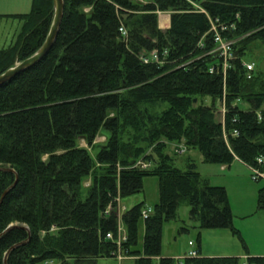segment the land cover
<instances>
[{
	"label": "trees",
	"instance_id": "1",
	"mask_svg": "<svg viewBox=\"0 0 264 264\" xmlns=\"http://www.w3.org/2000/svg\"><path fill=\"white\" fill-rule=\"evenodd\" d=\"M64 4L49 53L0 86V167L13 169L0 168V200L17 180L0 204V264H85L115 257L117 245L106 234L117 231V215L103 211L118 195L123 200L142 192L150 175L159 178V201L145 220L144 201L123 213V246L138 256L124 264H155L153 257L162 256L163 225L184 200L200 231L229 228L246 247L226 187L202 177L191 157L178 167L184 153L172 155L168 146L197 150L207 163L230 165L238 158L258 166L264 156V69L256 67L248 78L244 62L252 60L253 41L264 44V0ZM159 12L171 14L169 28H160ZM54 13L53 0H33L29 12L10 15L21 21V30L0 49V74L42 46ZM213 24L235 40L226 74L223 58L213 52ZM154 49L161 62L145 63L141 56ZM220 106L224 121L217 119ZM101 132L106 140L95 143ZM82 138L97 147L94 157L80 146ZM139 158L151 167L134 166ZM88 178L92 183L85 187ZM257 203L264 210V186ZM160 264L175 261L161 257ZM185 264L243 261L200 255ZM247 264H264V257H248Z\"/></svg>",
	"mask_w": 264,
	"mask_h": 264
},
{
	"label": "rangeland",
	"instance_id": "2",
	"mask_svg": "<svg viewBox=\"0 0 264 264\" xmlns=\"http://www.w3.org/2000/svg\"><path fill=\"white\" fill-rule=\"evenodd\" d=\"M141 1V0H139ZM143 2V1H142ZM88 9V8H87ZM168 24V23H167ZM21 30V21L15 18H0V49L8 47L17 38ZM250 54L252 60H247L248 62L255 63V68L260 67L264 69V44L261 41H253L250 44ZM249 58V57H248ZM254 59V60H253ZM205 102L207 105L211 104L210 98H206ZM243 108H249L247 103H242ZM223 106L217 111V119H223ZM106 140V133L101 132L99 136L95 139V143L104 142ZM80 146L86 147L89 149L93 157L97 152V147H89L87 141L82 138L80 140ZM179 147L174 143H170L168 146V152L172 155L174 150H177ZM187 157H191L198 165V170L201 173L202 177L207 178L210 183L213 185L221 184L224 181V177L228 175L229 170L221 171L219 165L214 163H207L204 161L203 155L197 150H191L183 155L179 156V159L176 160V165L180 168L185 167V161ZM178 158V157H177ZM238 159V158H237ZM142 158H139L138 161H141ZM135 163V164H136ZM229 174H231L229 172ZM250 181L245 182L244 179H239L237 186L229 184V200L232 207V210L235 213L247 214V217L241 219H235L236 227L242 229L245 236L257 247L264 246V210L258 208V190L260 187L264 186V179L254 180L252 177V171L248 172ZM231 177L229 180L231 181ZM92 180L88 178L84 181V186L91 185ZM231 183V182H230ZM89 185V186H90ZM143 191L136 193L122 200V205L126 209L131 208L136 203L144 201V206L154 207L155 204L159 201V178L158 176H146L143 180ZM199 221L194 220L190 216V205L187 200L182 201L179 204L177 209L176 217L170 221H166L163 225V242H162V254L172 256L174 261L178 257H185L186 253L189 252L190 240H197L199 233ZM143 229L141 230V243L143 241ZM53 260H48V264H54ZM130 262V261H127ZM124 262L119 261L115 257H102L97 259L96 263L86 262L85 264H123ZM175 263V264H176ZM56 264H63L57 262ZM69 264H73L70 262Z\"/></svg>",
	"mask_w": 264,
	"mask_h": 264
},
{
	"label": "crops",
	"instance_id": "3",
	"mask_svg": "<svg viewBox=\"0 0 264 264\" xmlns=\"http://www.w3.org/2000/svg\"><path fill=\"white\" fill-rule=\"evenodd\" d=\"M32 3L33 0H0V18H5V17L14 18L10 15L27 13L31 10ZM166 18H168V22H166L165 20ZM162 21H164V23H162ZM170 25H171V15L170 16L165 15L164 17H162L159 26L162 29H167L170 27ZM219 167L221 171L229 170V172L231 173L229 174L228 172V175L224 177V181L221 184H218L226 187L227 192L229 191V184H232L233 186L235 185L237 186L238 177L239 179H244L245 182L250 181L248 175V172L250 173V166L240 159L236 158L230 165L222 164L219 165ZM230 177L232 178L231 181L229 180ZM233 214H234V218L238 220L248 216V213L247 214L243 213L242 215L240 213L239 214L235 213L234 211ZM234 225L236 226V222H234ZM239 230H241V233L245 239L246 247L243 246L241 240L229 228L202 229L200 231L201 233L200 245L197 242V240H190V241L195 242L198 250L200 251V255L202 256H236L241 258L243 264L247 262L248 257H258V256L264 257V246L261 247L255 246L245 236L243 230L242 229ZM155 257H153L154 260ZM159 257L173 258L172 256H167V255H162ZM132 260L133 259L125 260L124 263H127V261H132ZM53 263L56 264L57 262H53Z\"/></svg>",
	"mask_w": 264,
	"mask_h": 264
},
{
	"label": "built area",
	"instance_id": "4",
	"mask_svg": "<svg viewBox=\"0 0 264 264\" xmlns=\"http://www.w3.org/2000/svg\"><path fill=\"white\" fill-rule=\"evenodd\" d=\"M141 1H143V0H141ZM196 7L199 11H205L201 6L196 5ZM165 15L170 16L171 14L168 12H159V24L161 22L162 17H164ZM212 29L215 32L214 39H215V42L217 43V47L213 50V52H218L219 55L223 58L224 74H226V70L229 67L230 60L234 57L232 46L235 43V40L225 39L220 34V32L217 30V27L214 24H213ZM120 31L122 32L123 35L127 34V30L124 26H121ZM166 54H167V51H164V55H166ZM141 59L145 63H149V62H161L162 58H161L160 52L157 49H154L148 55H142ZM244 66L247 69V77L252 78V75H253L252 72L255 69V63L245 61ZM213 70L214 69H211V72H213ZM225 111H226V109L223 106V109H222L223 119H222V121H224V118H225ZM178 147L179 148L177 150L179 153H185L187 150V148L183 144H179ZM134 166L140 167L143 169H148L151 167V163L147 162L145 160H141V161H138ZM261 166H264V156H261L258 158V166H250V169L252 171V177L254 180L264 179V170L261 169ZM89 185L90 184H88L87 186H89ZM115 202H116V205H114ZM125 211H126V207L124 205H122V199L119 195L115 198L114 202H111L110 204H108L106 209L103 211V214H105L107 216L111 215L113 212H116V215H117V229L116 230L117 231L116 232H113V231L107 232L106 237H107V239H110L116 243L117 250L114 251L113 253H114L115 258L121 262H124L125 260H128V259H135L138 257V256L129 255L127 253V250L123 246V244L128 241L127 229H126V227L123 223V219H122L123 213ZM153 211H154V207L144 206L142 211H141V215H142L143 220L149 218V216L153 213ZM189 244L191 246V249L189 250V252L186 253L185 257H178L176 259V261H178V263H176V264H185V260L187 258L200 256V251L198 250L195 242L190 241ZM155 264H160V257L159 256L155 257ZM244 264H247V262Z\"/></svg>",
	"mask_w": 264,
	"mask_h": 264
},
{
	"label": "water",
	"instance_id": "5",
	"mask_svg": "<svg viewBox=\"0 0 264 264\" xmlns=\"http://www.w3.org/2000/svg\"><path fill=\"white\" fill-rule=\"evenodd\" d=\"M53 1L55 7L54 18L44 43L32 56L16 63L15 66L9 68L8 70L0 74V86L10 81L12 78L17 76L22 71L37 64L49 53V51L53 47L61 26V22L64 15V6H65L64 0H53ZM0 168L3 170L13 171V169L10 167H0ZM16 182L17 180L4 192L2 199L0 200V204L2 203L5 195L16 185ZM14 225L15 224H11L7 229H9ZM15 246H13V248ZM7 256L8 253L6 254L5 263H7Z\"/></svg>",
	"mask_w": 264,
	"mask_h": 264
}]
</instances>
